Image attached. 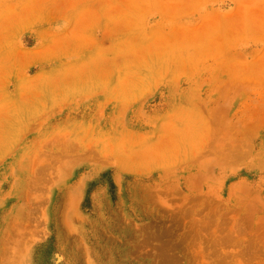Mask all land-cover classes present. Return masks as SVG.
I'll use <instances>...</instances> for the list:
<instances>
[{
	"label": "rangeland",
	"instance_id": "1",
	"mask_svg": "<svg viewBox=\"0 0 264 264\" xmlns=\"http://www.w3.org/2000/svg\"><path fill=\"white\" fill-rule=\"evenodd\" d=\"M0 264H264V0H0Z\"/></svg>",
	"mask_w": 264,
	"mask_h": 264
}]
</instances>
